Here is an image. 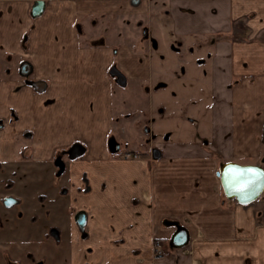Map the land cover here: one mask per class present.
<instances>
[{
	"label": "crops",
	"instance_id": "crops-1",
	"mask_svg": "<svg viewBox=\"0 0 264 264\" xmlns=\"http://www.w3.org/2000/svg\"><path fill=\"white\" fill-rule=\"evenodd\" d=\"M0 121L31 186L0 264H264V192L224 205L217 175L264 167V0H0ZM53 194L73 207L41 211Z\"/></svg>",
	"mask_w": 264,
	"mask_h": 264
},
{
	"label": "water",
	"instance_id": "water-1",
	"mask_svg": "<svg viewBox=\"0 0 264 264\" xmlns=\"http://www.w3.org/2000/svg\"><path fill=\"white\" fill-rule=\"evenodd\" d=\"M42 7L43 1H37L35 9H41ZM25 67H27V65H25L24 68ZM114 73L119 75V77H122L119 73H117V71ZM239 171H244L247 175L240 182L233 183L229 177ZM217 175L220 177L226 198L229 200L235 199L242 205H247L256 201L264 192V167L260 165H242L236 162L223 163L220 165ZM248 180L252 181L250 185L245 184ZM241 186L245 187L244 191L238 190ZM13 203V200L9 199L6 202V205L11 207ZM76 219L80 229L85 231L87 223L86 214L81 212L77 215ZM188 243V231L183 227H179L171 239V246L181 248L186 246Z\"/></svg>",
	"mask_w": 264,
	"mask_h": 264
},
{
	"label": "rangeland",
	"instance_id": "rangeland-1",
	"mask_svg": "<svg viewBox=\"0 0 264 264\" xmlns=\"http://www.w3.org/2000/svg\"><path fill=\"white\" fill-rule=\"evenodd\" d=\"M142 148V146H141ZM149 148V147H146ZM138 156H133L132 158H136ZM121 158H125L124 155H121ZM126 159V158H125ZM58 163V161L56 162V164ZM15 165L10 163V162H1L0 163V182H1V186L3 188V193L0 196V207L3 208L2 211H4V213L0 214V216L2 218H9L18 214L17 212L20 211L22 204H17L15 206H13L12 208H4V206L2 205V199L11 197V195H17L18 193H30V188L31 186H29V182L28 181H22L20 180V173H15ZM21 170V169H20ZM57 175L60 176V174L58 173ZM23 178H25L26 176L23 175ZM26 180V179H25ZM28 182V184H26ZM62 186V185H61ZM61 192H63L64 188H60ZM67 195H59L58 197H55V195H47V197H43V195H38L36 200L37 206L41 209V211H44V209H46V211H49L50 214L53 213L54 211L53 206H56L57 204H61L66 207H73L72 205V201L70 202L69 197H65ZM226 196L223 193L222 196V201L224 202V205H226L228 199H224ZM21 202H23L21 200ZM29 203V202H28ZM72 209V208H71ZM70 209V210H71ZM17 213V214H16ZM40 216V218H38L37 220V229H38V234L40 235L42 233L41 230H46V229H51V227H54V229H57V227L61 230L65 229L64 226H62V223H58L57 226H51V225H47L46 222H44V219L41 218V215L38 214V217ZM59 218V217H58ZM54 223L52 225H56V221H53ZM58 229V230H59ZM167 245H165L164 241L160 240V239H156L153 243V249H154V257L155 258H159L161 256H163L164 254L167 253ZM48 261L50 262L51 259L48 258ZM55 261V258L53 259V262ZM42 262V261H41ZM7 264V263H5ZM11 264V263H10ZM44 264V261H43Z\"/></svg>",
	"mask_w": 264,
	"mask_h": 264
},
{
	"label": "flooded vegetation",
	"instance_id": "flooded-vegetation-1",
	"mask_svg": "<svg viewBox=\"0 0 264 264\" xmlns=\"http://www.w3.org/2000/svg\"><path fill=\"white\" fill-rule=\"evenodd\" d=\"M25 65H27V67H25L24 68V66ZM25 65H23V73L24 72H27V71H29V64H25ZM113 68H116V70L115 71H113L114 69ZM117 71V73H119L122 77H119V75H117V74H115L114 72H116ZM111 74L114 76V77H117V83L120 85V86H124V80H125V76L123 75V73L118 69V67H116V66H113L112 67V69H111ZM120 78H121V80H120ZM120 80V81H119ZM34 86H35V88L37 87V88H42L43 86H44V84L43 83H35L34 84ZM36 88V89H37ZM5 127V125H4V123H3V121H0V130H2L3 128ZM78 149L75 147V146H73V147H71L69 150H68V155L69 156H74V155H76L77 153H78ZM1 194L2 193H0V196H1ZM9 199H12L13 200V205L11 206V207H8L7 205H6V202H7V200H9ZM20 199H18L15 195H11V197H8V198H5V199H2V205L4 206V208H12L13 206H15V205H17V204H20V201H19ZM51 230H53V228L51 229ZM54 231H56L55 229H54Z\"/></svg>",
	"mask_w": 264,
	"mask_h": 264
},
{
	"label": "snow or ice",
	"instance_id": "snow-or-ice-1",
	"mask_svg": "<svg viewBox=\"0 0 264 264\" xmlns=\"http://www.w3.org/2000/svg\"><path fill=\"white\" fill-rule=\"evenodd\" d=\"M251 171V170H249ZM247 175L246 172L244 171H239V172H236L235 174L231 175L229 178L232 180L233 183H238L240 182L245 176ZM252 183L251 180H248L245 182L246 185H250ZM239 191H244L245 190V187L244 186H241L239 189Z\"/></svg>",
	"mask_w": 264,
	"mask_h": 264
},
{
	"label": "built area",
	"instance_id": "built-area-1",
	"mask_svg": "<svg viewBox=\"0 0 264 264\" xmlns=\"http://www.w3.org/2000/svg\"><path fill=\"white\" fill-rule=\"evenodd\" d=\"M126 145H128V143H126ZM124 157L127 159H131L133 156H135L133 153L131 152H124L123 153Z\"/></svg>",
	"mask_w": 264,
	"mask_h": 264
},
{
	"label": "trees",
	"instance_id": "trees-1",
	"mask_svg": "<svg viewBox=\"0 0 264 264\" xmlns=\"http://www.w3.org/2000/svg\"><path fill=\"white\" fill-rule=\"evenodd\" d=\"M114 70L113 71H115L116 70V68H113ZM224 192V191H223ZM225 195V194H224ZM224 199H227L226 197L224 198ZM229 200V199H228Z\"/></svg>",
	"mask_w": 264,
	"mask_h": 264
}]
</instances>
